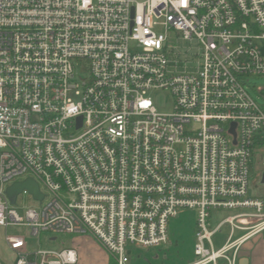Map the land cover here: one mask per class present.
I'll list each match as a JSON object with an SVG mask.
<instances>
[{"label": "built area", "instance_id": "obj_1", "mask_svg": "<svg viewBox=\"0 0 264 264\" xmlns=\"http://www.w3.org/2000/svg\"><path fill=\"white\" fill-rule=\"evenodd\" d=\"M260 76L264 0H0V228L13 264L79 263L72 248L35 249L42 234L92 237L128 264L130 248L167 244L185 210L197 214L189 264H237L239 245L264 239V202L248 197L264 111L244 88ZM155 90L171 94L170 113ZM27 179L42 199L23 190L10 204L7 188ZM27 194L37 204L20 216ZM213 211L235 213L211 229Z\"/></svg>", "mask_w": 264, "mask_h": 264}, {"label": "rangeland", "instance_id": "obj_2", "mask_svg": "<svg viewBox=\"0 0 264 264\" xmlns=\"http://www.w3.org/2000/svg\"><path fill=\"white\" fill-rule=\"evenodd\" d=\"M158 33L166 36L167 44L171 46H177L181 49L190 48L193 51V43L189 44L183 42L177 32L173 30L165 31L159 29ZM192 45V46H190ZM244 88L246 92L252 97V99L260 106L264 111V76L250 77L244 80ZM149 97L153 103V106L159 113H170L173 108V98L168 91L155 90L149 93ZM261 154L254 153V161L249 167L248 178V197L251 199H259L264 202V184L261 181V177L264 174V155L262 159H258ZM35 203L30 195H20L18 198L17 213L23 216V210L29 206H34ZM234 211H213L211 213V220H209L210 228L213 229L217 224L230 215H234ZM196 212L193 210H185L181 212L176 218L168 221V243L161 247L153 248H130L132 251L129 254L130 263L128 264H189L194 261V243L196 232ZM229 226L224 225L215 234L212 241L214 249H220L227 237L229 236ZM10 233H18V230H9ZM24 232V231H20ZM243 233L237 232L233 237L235 240ZM261 237V236H260ZM5 232L0 228V264H13V254L9 250L5 243ZM53 238L49 235H40L36 242L31 245L35 249L61 251L63 249L74 248L79 252H83L86 259L84 260L79 256V264H86L95 262L100 259L99 253L104 255L109 262H112L110 256L106 251L92 238V237H80L70 235H57L55 241H51ZM87 238L93 244H81V239ZM262 238V237H261ZM113 264V262H112Z\"/></svg>", "mask_w": 264, "mask_h": 264}, {"label": "crops", "instance_id": "obj_3", "mask_svg": "<svg viewBox=\"0 0 264 264\" xmlns=\"http://www.w3.org/2000/svg\"><path fill=\"white\" fill-rule=\"evenodd\" d=\"M237 232H240V231H237ZM237 232H235V234ZM240 233H242V232H240ZM235 234L233 235V237L235 236ZM242 235H240L237 238H240ZM227 239H228V237H227ZM227 239H226L225 243L227 242ZM88 243L93 244L87 238L81 239V244H88ZM225 243H224V245H225ZM72 249H74V248H72ZM79 253L81 254V257H83L85 260L86 257L84 255V253L83 252H79ZM238 253H239V259L240 258H246L248 260V264H264V239H262L259 236H256V237H253L249 240H246L241 245H239ZM80 254H78V255H80ZM99 255L101 257L98 261L90 262V263H86V264H112V262H109L107 260V258L104 257V255H102L101 253H99ZM78 258H79V256H78ZM129 261H130V258H129ZM132 264H135V263H132ZM219 264H225V263L220 260Z\"/></svg>", "mask_w": 264, "mask_h": 264}, {"label": "water", "instance_id": "obj_4", "mask_svg": "<svg viewBox=\"0 0 264 264\" xmlns=\"http://www.w3.org/2000/svg\"><path fill=\"white\" fill-rule=\"evenodd\" d=\"M231 131H233L235 124L231 126ZM264 184V174L261 179ZM26 190L35 200H41L42 195L40 194L38 185L31 179H27L23 182L15 183L7 188L6 196L9 200L10 204L14 205L16 201V197L23 191ZM237 264H248V260L246 258H240Z\"/></svg>", "mask_w": 264, "mask_h": 264}]
</instances>
